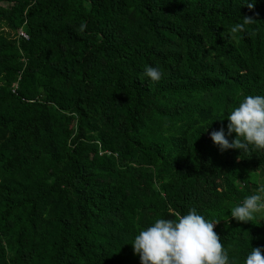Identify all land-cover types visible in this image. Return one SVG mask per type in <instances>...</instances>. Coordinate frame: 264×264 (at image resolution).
<instances>
[{"label":"trees","instance_id":"obj_1","mask_svg":"<svg viewBox=\"0 0 264 264\" xmlns=\"http://www.w3.org/2000/svg\"><path fill=\"white\" fill-rule=\"evenodd\" d=\"M241 3L0 0V264H140L134 236L192 209L231 264L264 256V220L229 214L264 150L209 136L264 96V0Z\"/></svg>","mask_w":264,"mask_h":264},{"label":"clouds","instance_id":"obj_2","mask_svg":"<svg viewBox=\"0 0 264 264\" xmlns=\"http://www.w3.org/2000/svg\"><path fill=\"white\" fill-rule=\"evenodd\" d=\"M253 3L254 0H243L240 5L251 9ZM242 18V22L231 28L229 35L244 31L245 25L254 20L247 16ZM84 27L80 25L81 31ZM143 76L157 82L162 73L158 67L146 66ZM226 117V131L220 128L209 132L219 150L239 149L242 152L249 146L264 150V96H245ZM233 133L235 136L229 141L226 136ZM229 214L238 222L264 220V184L232 207ZM216 221L204 219L195 209L175 219L157 218L134 236L130 243L132 252L138 255L140 264H231L228 250L213 230ZM243 264H264L262 249L251 247Z\"/></svg>","mask_w":264,"mask_h":264},{"label":"built area","instance_id":"obj_3","mask_svg":"<svg viewBox=\"0 0 264 264\" xmlns=\"http://www.w3.org/2000/svg\"><path fill=\"white\" fill-rule=\"evenodd\" d=\"M18 35H20V36L23 37L24 39H27V35H26V33H24L21 29H19V31H18ZM214 226H215V224H214Z\"/></svg>","mask_w":264,"mask_h":264},{"label":"rangeland","instance_id":"obj_4","mask_svg":"<svg viewBox=\"0 0 264 264\" xmlns=\"http://www.w3.org/2000/svg\"><path fill=\"white\" fill-rule=\"evenodd\" d=\"M262 184V181H259V185H261Z\"/></svg>","mask_w":264,"mask_h":264}]
</instances>
